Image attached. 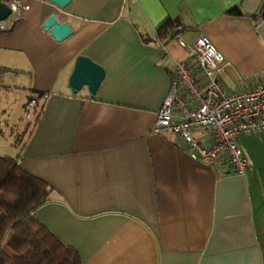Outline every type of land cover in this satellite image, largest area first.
I'll use <instances>...</instances> for the list:
<instances>
[{"label": "crops", "instance_id": "0c3cea01", "mask_svg": "<svg viewBox=\"0 0 264 264\" xmlns=\"http://www.w3.org/2000/svg\"><path fill=\"white\" fill-rule=\"evenodd\" d=\"M4 1L0 70L11 73L0 84L43 95L18 145L0 119V149H12L0 155L19 154L51 186L34 216L80 264H264V129L237 135L243 175L224 157L191 159L176 134L154 130L175 63L187 58L173 33L187 45L210 39L226 91L264 83L263 0H69L57 7L62 40L42 27L51 3ZM233 4L241 15L226 13ZM166 18L180 29L158 30ZM78 54L104 69L93 97L67 86Z\"/></svg>", "mask_w": 264, "mask_h": 264}, {"label": "built area", "instance_id": "2783aa9c", "mask_svg": "<svg viewBox=\"0 0 264 264\" xmlns=\"http://www.w3.org/2000/svg\"><path fill=\"white\" fill-rule=\"evenodd\" d=\"M179 29L175 26L171 33ZM173 34L187 58L175 63L154 130L176 134L191 159L212 163L224 157L234 173L243 175L249 160L237 135L264 129V83L226 91L217 74L223 58L210 39L199 34L187 45ZM35 103L30 98L27 107L33 109Z\"/></svg>", "mask_w": 264, "mask_h": 264}, {"label": "trees", "instance_id": "16d2710c", "mask_svg": "<svg viewBox=\"0 0 264 264\" xmlns=\"http://www.w3.org/2000/svg\"><path fill=\"white\" fill-rule=\"evenodd\" d=\"M226 13L242 14L237 4ZM256 16L258 20L264 18V0ZM175 26L173 19L166 18L158 30ZM41 97L42 93L31 97L36 103L30 127L39 114ZM18 142L15 138L14 144ZM50 191L45 179L20 164L19 154L0 155V264H80L77 250L62 243L34 216V211L49 199Z\"/></svg>", "mask_w": 264, "mask_h": 264}, {"label": "water", "instance_id": "95a60500", "mask_svg": "<svg viewBox=\"0 0 264 264\" xmlns=\"http://www.w3.org/2000/svg\"><path fill=\"white\" fill-rule=\"evenodd\" d=\"M51 3L48 6V15L42 22V27L51 37L62 40L68 36L69 30L64 22V15L57 7H63L69 0H46ZM11 12L10 6L0 0V20L5 19ZM104 76L103 67L84 54L76 55L72 70L68 76L67 86L76 93L81 87L86 86L89 97H93Z\"/></svg>", "mask_w": 264, "mask_h": 264}, {"label": "rangeland", "instance_id": "374dc122", "mask_svg": "<svg viewBox=\"0 0 264 264\" xmlns=\"http://www.w3.org/2000/svg\"><path fill=\"white\" fill-rule=\"evenodd\" d=\"M11 73V70L5 68L4 70H0V76L3 78H7V75ZM1 77V78H2ZM10 91L6 89V86L0 84V119H5L8 117L10 120L8 125L7 133L11 134V138H18L20 141L24 140L26 133L30 129V121H32V108L27 107L28 97L33 94L29 91L24 90L22 87L17 86H9ZM40 106L38 103L37 107ZM3 108H6V115L1 111ZM28 110L29 115L26 116V112ZM29 124V127L27 126ZM13 125V126H12ZM11 131V133H10ZM11 148H2L0 149V153L9 154L12 151Z\"/></svg>", "mask_w": 264, "mask_h": 264}]
</instances>
